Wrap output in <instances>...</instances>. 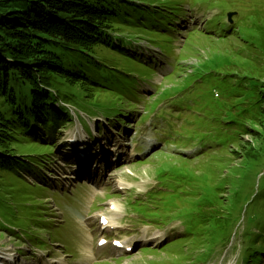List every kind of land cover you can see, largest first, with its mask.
Segmentation results:
<instances>
[{"label": "trees", "instance_id": "1", "mask_svg": "<svg viewBox=\"0 0 264 264\" xmlns=\"http://www.w3.org/2000/svg\"><path fill=\"white\" fill-rule=\"evenodd\" d=\"M190 1L0 0V172H5L3 184L11 183L12 190L20 183L22 188L13 193L17 200L13 203L26 214L28 226L33 221L44 222L49 210L38 196L49 188L34 181L30 185L18 177V166L41 168L51 161L54 148L53 141L43 144L42 136L31 132L37 125L53 138L57 129L68 123L44 101L50 92L61 104L86 98L89 105L95 100L89 115H103L111 125L115 124L112 118L125 121L126 116L138 115L140 105L144 108L142 121L153 115L164 119L167 127L156 133L166 143L175 142L170 137L180 132L171 119L179 113L191 126L181 130L203 148L200 154L219 140L225 148L236 149L232 155L239 161H249V151L256 149L260 140L256 161L261 172L253 185L259 193L264 191V10L258 9L260 14L255 23H249L245 39L238 30L230 34L237 41L231 46L222 19L203 27L181 28L182 18L197 12ZM219 2L228 7L243 5V0L208 4ZM156 3L166 8L159 9ZM121 17L132 23L121 21ZM198 40L205 47H197L194 43ZM147 53L154 57L147 59ZM161 76L159 84L153 82ZM149 88L154 89L151 96L147 95ZM213 90L219 91L220 100L213 99ZM160 105L163 107L158 109ZM24 106L28 109L22 113ZM23 142L32 146L25 163L12 157L19 154L15 146ZM180 158L178 165L157 168L162 185L151 193L157 197L153 205L149 201L134 204L142 216L140 221L163 227L170 193L182 181L177 210L188 229L181 242L185 238L208 239L198 231L203 225L213 227V235L232 228L235 222L224 216L227 214L218 209L217 201L207 203L205 188L195 185L196 179L189 174L192 168L187 165L189 155ZM228 165L221 164V170ZM233 168H239L237 172L248 169L240 164ZM225 191L226 186L218 188L220 193ZM4 202L3 209L8 210L9 201ZM246 213L250 219L257 215L251 205ZM261 231L262 237L264 228ZM30 237L32 242L39 241L32 234Z\"/></svg>", "mask_w": 264, "mask_h": 264}, {"label": "rangeland", "instance_id": "2", "mask_svg": "<svg viewBox=\"0 0 264 264\" xmlns=\"http://www.w3.org/2000/svg\"><path fill=\"white\" fill-rule=\"evenodd\" d=\"M140 5L143 4L140 3ZM156 5L159 9L166 8L161 3H156ZM121 21L132 23L125 20L124 17H121ZM236 42L234 38H231L227 44L232 46ZM194 44L200 48L205 47L199 40L195 41ZM127 50L130 52V49ZM158 81L159 77L153 78L154 83H158ZM44 101L50 102L52 109L58 112L60 118H65L68 121L67 129L62 133L63 137L57 136L58 138H55L56 147L53 161L45 169L44 178H46L52 191L46 192L42 198L47 204L45 208L49 207L53 212L52 214L46 212L44 221L46 224L41 221H36L34 224V221L29 229L26 214L21 211V207H16L15 203L12 206L8 202L10 212L6 214L2 210L3 213H0V216L7 223L11 221L16 230L5 231L0 229V255L6 252L12 253V257L7 258L9 264H97L101 262L105 264H151V262H171L175 257L176 264H245V251L250 253L262 246L260 240L264 238V236L261 237V230L264 228V191L259 193L258 188L253 185L255 178H258L261 172V166L256 161L260 140L255 143L256 149L249 151L252 156L249 161L246 159L239 161L237 155L233 156L232 151L236 150L234 147H221L203 152L187 162L197 177L195 185L204 187L206 190L207 203L217 201L218 209L226 213L227 215L224 216L231 218L235 224L225 232L218 231L215 235H213V227L208 225L204 227L203 225L198 231L203 234L204 238L208 239L194 241L185 238L183 242L178 243V233L181 230L174 229L179 228V224L175 223L160 231H155L152 226H143L137 222L138 217L133 209L125 207L127 206L125 201L127 199L133 202L144 200L146 193L155 187L157 183L155 182L154 168L157 162L179 164L178 159L181 158L176 155L181 150H186L188 154L193 155L196 153L195 148H186L174 142L160 143L153 131L155 121H159V119H149L143 124L138 123L139 117L136 120L126 117L127 125H122L121 128L117 125L110 127L114 133L118 132L115 142L110 141V145H108L100 140L96 144H94L93 139L90 141L92 152L98 150L100 153L107 150L108 157L104 156L103 161L105 162L98 164L94 170L89 168L83 174L93 181V184H87L85 179L81 180L69 165L61 163L63 159L62 144L72 137L83 135V131L77 122L78 118L83 117L87 123L101 119V115L95 113L91 115V118L82 113L92 114L89 109L94 106L95 100H91L88 105V99H78L74 106L68 105V114H63L65 109L62 106L65 104L58 103L51 92L48 99ZM27 102L30 103V101ZM137 108L139 111L142 110L140 105ZM27 109L24 106L22 113ZM111 120L116 121L115 118ZM174 122L178 125L177 121ZM257 130L260 131L261 128L258 127ZM105 132L108 135L111 134L109 128H106ZM38 134L43 136L42 131ZM31 148L30 143L23 142V144L15 146L14 151L19 154H12V157L25 163L28 160L26 154L30 152ZM158 149H162L163 156H159L160 152L153 155ZM95 157L96 154L93 155V158ZM116 160H120L118 165L110 169L111 161L114 163ZM221 164L229 165L222 171ZM239 164L248 167L247 171L237 172L240 169L233 167H237ZM26 171L29 169H22L18 166V177L31 185L33 176L25 174ZM33 174L36 176L38 173L33 171ZM4 176L5 172L1 171L0 197L17 201L13 193L22 188L20 183H17L16 188L12 190L11 183L7 186L3 184ZM203 176L206 179H203ZM13 178H10V182ZM224 186H226L227 191L225 193L218 192V188H224ZM54 190H59L61 193L66 191L68 196L63 198L61 193L57 195ZM130 192L131 195L129 196ZM170 196L175 205L177 193H170ZM199 196L201 195L199 194ZM245 201L247 204H244ZM22 204L24 201L21 202ZM110 204L119 208V218L116 220L117 223L112 224V228L101 230L98 223L101 215L113 216ZM2 205L4 203L0 202L1 207ZM249 205H251V209L257 212L254 219H250L246 213ZM12 209L13 217L10 215ZM126 210L128 212L125 214ZM170 217L172 219L179 218V211H173ZM18 228L23 231H35L39 241L37 243L31 241L30 243L27 238L17 239L19 236ZM172 230L174 231L170 235ZM160 234L162 235L160 236ZM163 236H165L164 239L161 238ZM100 238L106 239L108 245L98 248L96 242ZM215 239L219 242L216 243ZM113 240L120 242L121 247L115 250H119L121 255L114 254L110 249L109 244ZM41 241L47 245L41 247L42 251L36 250L43 257L40 262L33 261V259L27 261L25 257L18 254V251L20 252L22 249L31 253L33 247L38 246ZM181 252H184L186 256ZM15 254L16 263L13 258ZM254 257L257 256L254 255L252 258ZM107 260L108 262H106ZM261 263L257 259H253V264ZM2 264L5 263L2 261Z\"/></svg>", "mask_w": 264, "mask_h": 264}, {"label": "bare ground", "instance_id": "3", "mask_svg": "<svg viewBox=\"0 0 264 264\" xmlns=\"http://www.w3.org/2000/svg\"><path fill=\"white\" fill-rule=\"evenodd\" d=\"M259 116V115H258ZM260 117V116H259ZM100 137V136H99ZM105 142L107 143V144H109L110 145V141H112L111 140V138H107V137H105ZM78 151V148H76L75 149V151L74 152H77ZM144 201V200H143ZM115 212V214H114V216H112V217H106V219H105V227H112V224L114 223V222H116V220H117V218H118V212H119V210H118V208H116V210L114 211ZM36 222H34V224H35ZM115 253H119V251H115ZM258 255H259V257L264 261V250L263 251H259L258 252ZM16 256V255H15ZM14 256V259H15V261L17 260V258ZM8 257H12L10 254H8L7 252L6 253H4V254H1L0 255V264H2V261L5 263V264H9L8 262H7V258ZM16 263V262H15ZM18 264H20V263H18Z\"/></svg>", "mask_w": 264, "mask_h": 264}]
</instances>
